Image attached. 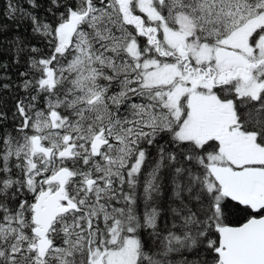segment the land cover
Returning a JSON list of instances; mask_svg holds the SVG:
<instances>
[{
    "label": "trees",
    "instance_id": "trees-1",
    "mask_svg": "<svg viewBox=\"0 0 264 264\" xmlns=\"http://www.w3.org/2000/svg\"><path fill=\"white\" fill-rule=\"evenodd\" d=\"M202 6L193 13L207 21L201 41L219 46L232 24L213 3ZM128 8L138 9L137 0H0V264H107L105 254L129 238L138 240L136 264H219L220 228L253 216L222 195L210 172L219 142L180 140L188 96L173 119L159 93L168 88L132 84L124 64L136 29L127 18L142 16L144 32L155 23ZM77 14L84 15L77 30L61 35L60 28ZM62 37H70L66 48ZM145 38H136L142 53ZM85 85L90 91L114 85L121 94L113 100V92H103L94 102ZM210 92L234 102L240 129L264 147V90L258 99L237 96L229 84ZM41 121H48L44 133L37 128ZM97 134L106 142L99 153L92 149ZM36 135L55 149L69 137L78 152L47 160L33 151ZM62 167L72 170L67 193L78 208L57 218L50 232L53 248L39 255L31 248L33 206L48 186L46 178ZM87 178L96 180L93 187Z\"/></svg>",
    "mask_w": 264,
    "mask_h": 264
},
{
    "label": "rangeland",
    "instance_id": "rangeland-1",
    "mask_svg": "<svg viewBox=\"0 0 264 264\" xmlns=\"http://www.w3.org/2000/svg\"><path fill=\"white\" fill-rule=\"evenodd\" d=\"M178 0L165 1L166 13L171 15L173 11V4ZM164 2V0H162ZM182 6L177 10V30L166 31V41L168 45L178 50L179 56L183 54L193 57L194 60L201 65H209L214 58V51L216 48L201 42L200 31L204 30L202 23H206V18L199 19V24L193 21V13L198 12L199 7H203L202 4L213 3V5L222 9L225 12V21H229L232 24V31L228 36H222L217 43L226 48H237L244 51L242 54L246 56V51L250 50L249 43L247 41L248 35L253 29L260 24L263 20L260 18L257 20L253 10L240 2V0H180ZM155 0H137L139 8L148 13L150 17H155L156 14L151 10ZM205 10V9H204ZM246 10V11H245ZM84 16V15H83ZM92 19V18H91ZM257 20V22H253ZM134 35V33H132ZM128 38V36H126ZM131 41V40H130ZM61 43L65 46L69 45L70 37H62ZM202 43V44H201ZM129 44V43H128ZM128 47V45H127ZM82 48H78V57L81 62ZM184 49L186 52H182ZM131 50V51H130ZM130 52L134 53L135 49L130 48ZM131 53V54H132ZM133 55V54H132ZM135 56V55H134ZM126 61V60H125ZM127 63V62H126ZM124 64L125 69L128 71V76L132 73V70ZM259 63V61H257ZM150 65H155L150 62ZM221 69L233 70L236 72L238 65L234 61L225 60L219 64ZM183 67H173L158 64L156 68L146 72V79L144 83L151 85H173L171 91H169V102L172 106L174 113H179V101L185 94L188 95L189 101V115L184 122L181 130L179 131L180 140H189L203 145L211 139H215L220 144V149L211 160L214 165L228 166L231 168H242L252 165L264 166V147L259 146L256 143L255 135L243 132L236 121L235 109L233 102H230L229 108H227L220 98L215 94H209L208 90L211 88L210 83L207 80H203L202 76L199 77L200 83L196 87L195 76L191 73L183 72ZM50 79V84H53L55 80ZM109 82H113L109 80ZM83 82V84H86ZM239 90L237 93L239 96H250L252 98L259 97V84L255 80L251 79L248 82H240ZM90 85H85L84 90L92 92L94 97L101 98L103 92H113L109 99H113L119 93L118 86L110 87L111 90L105 87L95 88L90 91ZM204 89V93H200ZM92 96V98H94ZM230 109V110H229ZM49 127L48 121H41L38 123L37 128L41 133H44ZM44 136V134H42ZM42 137V136H41ZM103 138V135H102ZM51 138L50 141L55 142ZM103 146L99 149L101 151ZM78 152L73 146V154ZM110 159V158H108ZM48 178V177H47ZM46 178V181H47ZM93 178H87V186ZM252 193L260 197L264 193V186L254 185ZM36 244V240L34 242ZM138 240L135 238H129L126 240L124 246L118 250L110 251L105 254L104 259L107 264H136L138 256Z\"/></svg>",
    "mask_w": 264,
    "mask_h": 264
},
{
    "label": "water",
    "instance_id": "water-1",
    "mask_svg": "<svg viewBox=\"0 0 264 264\" xmlns=\"http://www.w3.org/2000/svg\"><path fill=\"white\" fill-rule=\"evenodd\" d=\"M81 20L80 15L71 17L59 30L60 34L74 33ZM219 62L226 59H234L245 67H249L240 54L234 50L221 48L215 53ZM53 124L57 119V113L51 115ZM70 139L66 138V142ZM102 141L97 137L92 147L99 150ZM36 152H41L51 157L52 150L44 147L40 137L32 141ZM73 145L68 144L60 151L59 157H71ZM211 173L217 183L222 187V194L234 202L250 207L254 212L264 209V195L258 198L252 194L255 183L264 185V168L232 169L230 167L212 166ZM71 171L62 168L48 179V183H57L59 187L52 191L47 189L38 195L33 207V223L36 225L34 234L37 236V244L32 249L46 254L53 246L49 237L54 222L61 215L71 210H76L77 205L66 195V183ZM89 184H92L90 182ZM219 250L220 261L223 264H264V216L253 217L240 226H224L220 229Z\"/></svg>",
    "mask_w": 264,
    "mask_h": 264
},
{
    "label": "flooded vegetation",
    "instance_id": "flooded-vegetation-1",
    "mask_svg": "<svg viewBox=\"0 0 264 264\" xmlns=\"http://www.w3.org/2000/svg\"><path fill=\"white\" fill-rule=\"evenodd\" d=\"M182 1V0H181ZM242 4H244V8L249 7L253 11V14L255 13V17L258 19H262L263 21L258 24L253 31L248 35L247 41L249 43L250 50L246 51V58L242 53L244 51H241L237 48V50L242 56H244V59L249 64V67H244L243 65L238 66L236 72H234L232 69L228 71V73H223V70L220 67L216 66L215 64H209V65H201L198 64L193 57H190L188 55L183 54L182 56H179L178 50L174 49L172 46L170 47L166 41V31L169 30H177L178 29V22H177V10L180 9V7L183 5L180 0L174 2L171 4L173 6V13L171 15H167L166 13V7L162 6V0L155 1L153 8L151 9L156 16L150 17L148 13L143 12L140 8H128L126 11L136 12L140 11V13H143L146 16V19H148L150 22L155 23V26L152 28H146L147 32H144L142 29L141 21H143L142 16H135L134 17H128L127 19L132 22L133 28L136 29L134 32V35L131 34L132 40L129 42L127 51H128V57L126 58V62L129 65V68L135 67L136 69L132 71V73L128 76L129 78H132L131 82L132 84L140 83L142 86H149L144 83V80L146 79V72L153 70L158 66V64L162 65L161 61H165L166 66H172L173 67H179L181 64L183 66L184 72H191L196 80L195 86L198 87L200 83L199 77L202 76L203 80H207L208 83H210V86L212 88L219 87L222 85H231L233 87H237L240 82H248L249 80L253 79L259 84V93L264 90V71L263 69H259L257 61L259 63H264V0H240ZM217 7V6H216ZM219 8V7H218ZM177 9V10H176ZM220 9V8H219ZM123 11L122 9H114V11ZM246 11V10H245ZM193 21L197 22L199 24V18L192 14ZM138 17L141 19H138ZM139 20V21H138ZM257 20H253V22H257ZM140 23L141 27L138 26ZM129 25V24H128ZM155 29L152 31V29ZM145 36V42H147L146 50L144 53H142V49L140 47V43L136 40L137 37ZM201 38V37H200ZM162 41L164 42L165 46L169 47V50H163L162 49ZM202 42V41H201ZM202 44V43H201ZM130 48H134V53L130 52ZM130 50V51H129ZM182 52H186L184 49H182ZM133 55H132V54ZM147 57L145 58V55ZM135 55V56H134ZM216 60V59H213ZM151 63H154L157 66L150 65ZM213 62V61H212ZM221 64V63H220ZM238 65V64H237ZM128 78V79H129ZM154 87H161V85H151ZM173 88V85L169 87L167 90H165L163 93L159 92L160 94L164 95L167 99V108L170 110L172 106L169 102V91H171ZM128 91H137V87H129L126 88ZM143 91H145V88H142ZM204 90V89H202ZM120 92L117 94V96H120ZM98 98V97H96ZM115 98V97H114ZM113 98V100H114ZM96 101V100H95ZM94 101V102H95ZM224 105L229 108V103L224 102ZM166 113H169L167 111ZM173 119H176L177 116L173 115L172 112L170 113ZM56 160V159H55ZM95 180V179H94ZM233 202V201H232ZM236 203V202H234ZM238 204V203H236ZM240 205V204H238ZM242 206V205H240ZM246 207V206H242ZM248 208V207H247ZM264 209H260L257 212H252V217H262L264 216ZM250 218L243 221L241 224L248 221ZM238 224V225H241ZM237 226V225H233Z\"/></svg>",
    "mask_w": 264,
    "mask_h": 264
},
{
    "label": "bare ground",
    "instance_id": "bare-ground-1",
    "mask_svg": "<svg viewBox=\"0 0 264 264\" xmlns=\"http://www.w3.org/2000/svg\"><path fill=\"white\" fill-rule=\"evenodd\" d=\"M125 115H127V114H125ZM99 139L103 142V143H102V146L104 147V145H105L106 142H105V140L102 138V134L99 135ZM102 146H101V147H102ZM71 171H72V170H71ZM85 175H86V174H85ZM90 182H92V184L94 185L95 182H96V180H94V178H93ZM90 182H88V185H89V186H91V184H89ZM53 225H54V224H53ZM52 227H53V226H52ZM51 230H52V229H51ZM50 232H51V231H50ZM51 241H52V239H51ZM52 243H53V242H52ZM31 263H32V262H31Z\"/></svg>",
    "mask_w": 264,
    "mask_h": 264
}]
</instances>
